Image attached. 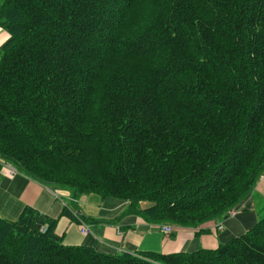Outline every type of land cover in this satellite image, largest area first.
Returning a JSON list of instances; mask_svg holds the SVG:
<instances>
[{
	"label": "trees",
	"instance_id": "obj_1",
	"mask_svg": "<svg viewBox=\"0 0 264 264\" xmlns=\"http://www.w3.org/2000/svg\"><path fill=\"white\" fill-rule=\"evenodd\" d=\"M0 27V160L127 204L77 222L196 228L263 174L264 0H3ZM55 229L30 208L0 219V264H264V219L169 255L65 246Z\"/></svg>",
	"mask_w": 264,
	"mask_h": 264
},
{
	"label": "crops",
	"instance_id": "obj_2",
	"mask_svg": "<svg viewBox=\"0 0 264 264\" xmlns=\"http://www.w3.org/2000/svg\"><path fill=\"white\" fill-rule=\"evenodd\" d=\"M8 39L9 35L0 27V48ZM9 167L13 166L0 160V219L16 221L25 208H30L56 221L55 233L63 245L83 246L98 253L169 255L215 250L244 235L264 219V172L250 195L235 208L234 216L210 221L196 228L173 227V231L165 235L159 226L147 224L133 215L123 217L115 225L79 223L75 214L87 216L85 209L79 207L82 203L79 198L83 200L84 196L74 199L66 190L42 186L19 172L11 176ZM125 208L124 202L106 198L101 200L98 213L89 219L113 220ZM65 210L73 217L64 215ZM82 226L88 228V234L80 232Z\"/></svg>",
	"mask_w": 264,
	"mask_h": 264
},
{
	"label": "rangeland",
	"instance_id": "obj_3",
	"mask_svg": "<svg viewBox=\"0 0 264 264\" xmlns=\"http://www.w3.org/2000/svg\"><path fill=\"white\" fill-rule=\"evenodd\" d=\"M83 196H84L83 200H82V197L79 198V200L82 201V203L79 205V207H82L85 209V211L87 213L86 215L88 216V217L86 216V218H89L90 216H93L96 213H98V207L101 205V200L96 195H83ZM82 204H83V206H82ZM83 217H85V216H83Z\"/></svg>",
	"mask_w": 264,
	"mask_h": 264
},
{
	"label": "built area",
	"instance_id": "obj_4",
	"mask_svg": "<svg viewBox=\"0 0 264 264\" xmlns=\"http://www.w3.org/2000/svg\"><path fill=\"white\" fill-rule=\"evenodd\" d=\"M17 173H18V172H17V170H16L15 168H13V167H9V174H10L11 176L16 175ZM235 211H236L235 209H231V210H229V211L226 213L225 216H226V217H232V216H234V215L236 214ZM159 228L161 229V232H162L163 234H165V235H169V234L173 231V227L170 226V225H162V226H160ZM218 229H221V226H218ZM41 231L44 232V231H45V228H42ZM80 232H81L83 235H86V234L89 233V230H88L87 227L82 226L81 229H80Z\"/></svg>",
	"mask_w": 264,
	"mask_h": 264
}]
</instances>
